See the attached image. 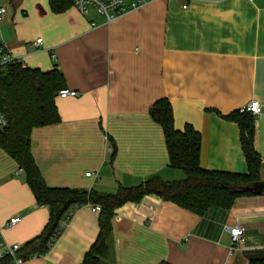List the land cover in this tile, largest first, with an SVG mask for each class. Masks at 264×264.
I'll return each instance as SVG.
<instances>
[{"label":"crops","instance_id":"1","mask_svg":"<svg viewBox=\"0 0 264 264\" xmlns=\"http://www.w3.org/2000/svg\"><path fill=\"white\" fill-rule=\"evenodd\" d=\"M185 2L147 0L105 24L72 4L54 13L48 0H0L7 53L42 71L56 65L65 88L77 92L56 96L59 121L30 132V152L48 187L115 193L153 176L183 179L169 166L162 128L148 113L161 98L171 105L176 130L190 125L200 134L201 167L240 173L246 163L239 127L224 116L257 100L254 148L264 158V0ZM98 211L78 206L45 254L14 264H82L98 234ZM12 216L20 221L7 227ZM47 219V207L35 202L18 164L0 148V243L23 246ZM235 221L243 232L230 251L223 226ZM111 224L99 264L264 258V195L237 197L228 209L199 215L146 194L116 208Z\"/></svg>","mask_w":264,"mask_h":264},{"label":"trees","instance_id":"2","mask_svg":"<svg viewBox=\"0 0 264 264\" xmlns=\"http://www.w3.org/2000/svg\"><path fill=\"white\" fill-rule=\"evenodd\" d=\"M71 4V0H48L54 13L64 11ZM65 87L64 76L56 65L42 71L16 61L5 64L0 70V108L8 118V126L0 131V148L18 164L35 202L48 209V219L41 233L16 252L22 261L45 254L72 211L81 205L88 204L99 210L98 234L82 264H99L107 251L114 211L125 202H138L146 194H156L164 201L202 215L210 207L230 208L237 197L264 195L260 185L264 181V158L254 148L251 112L237 109L224 116L239 127L246 172L208 170L199 163L200 134L190 125H185L181 131L174 128L171 105L166 98L155 101L148 113L162 128L169 166L182 170L183 179L164 181L153 176L136 186H119L115 193L48 187L30 152V132L34 127L59 121L55 98ZM0 264H13L12 258L5 256ZM248 264H264V258L251 259Z\"/></svg>","mask_w":264,"mask_h":264},{"label":"built area","instance_id":"3","mask_svg":"<svg viewBox=\"0 0 264 264\" xmlns=\"http://www.w3.org/2000/svg\"><path fill=\"white\" fill-rule=\"evenodd\" d=\"M72 5L82 14L87 15L89 12L94 11L96 14L100 15L103 18V23L107 24L110 21L114 20L116 17L124 14L126 11L136 8L147 0H131L130 2H126L125 0H71ZM185 2V0H183ZM182 7L186 8V2L182 5ZM6 13V8L0 5V22L3 20ZM91 26H96L97 23L92 21L90 22ZM41 38H37L34 41V44L41 43ZM17 60L11 57L7 51L5 50L4 44L0 42V70L2 67L10 62H16ZM77 95V92L74 90H70L67 88H62L57 92V96L60 98L65 97H74ZM241 110H246L251 112L253 116H257L261 109L259 102L257 100H252L242 106ZM8 126V118L6 114L0 108V131ZM22 172L20 168H18V174ZM86 175H90V173H86ZM96 209H98L96 207ZM20 221V217L12 216L6 221L7 227H13ZM223 230L229 232L232 245L230 246V251L234 249V243L237 242L243 232L240 224L235 221L233 225H224ZM20 245L16 243L7 244L0 243V260L5 256H9L12 258L13 264L21 262V258L16 256V252L19 250Z\"/></svg>","mask_w":264,"mask_h":264},{"label":"water","instance_id":"4","mask_svg":"<svg viewBox=\"0 0 264 264\" xmlns=\"http://www.w3.org/2000/svg\"><path fill=\"white\" fill-rule=\"evenodd\" d=\"M260 185L264 188V181H262V182L260 183Z\"/></svg>","mask_w":264,"mask_h":264}]
</instances>
